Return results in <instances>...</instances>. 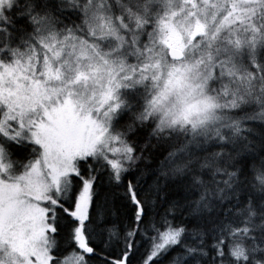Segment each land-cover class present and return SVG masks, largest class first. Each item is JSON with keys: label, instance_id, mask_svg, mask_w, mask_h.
Segmentation results:
<instances>
[{"label": "snow or ice", "instance_id": "1", "mask_svg": "<svg viewBox=\"0 0 264 264\" xmlns=\"http://www.w3.org/2000/svg\"><path fill=\"white\" fill-rule=\"evenodd\" d=\"M0 264H264V0H0Z\"/></svg>", "mask_w": 264, "mask_h": 264}]
</instances>
